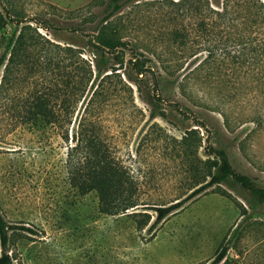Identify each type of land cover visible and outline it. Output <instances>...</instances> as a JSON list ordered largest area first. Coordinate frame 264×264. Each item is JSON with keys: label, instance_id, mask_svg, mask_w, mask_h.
<instances>
[{"label": "rangeland", "instance_id": "rangeland-1", "mask_svg": "<svg viewBox=\"0 0 264 264\" xmlns=\"http://www.w3.org/2000/svg\"><path fill=\"white\" fill-rule=\"evenodd\" d=\"M106 1L0 0L6 29L5 36L0 33V53L12 32L23 29L28 41L19 61L8 62L7 54L0 67V213L7 223L19 225L8 230L13 264H208L222 244L228 249L218 264H264V203L233 181L192 195L187 164L189 154L212 158L210 146H226L233 168L264 186V93L251 80L250 67L210 68L209 78L192 74L183 92L174 85L167 98L155 97L153 74L164 73L159 60L184 59L179 70L188 72L196 64H187L194 58L192 49L209 43L195 29L197 17L187 4L120 0L124 5L110 17L126 41L125 63L105 79L109 96L95 100L88 118L136 182L138 203L126 213L138 215L102 213L95 190L82 193L71 183L72 133L92 87L80 100L76 94L69 101L74 107L70 123L62 112L57 119L44 112L59 113L68 104L61 93L63 74L73 64H66L63 47L92 61L87 39H94ZM231 17L221 29L234 34ZM179 26L189 33L184 50L171 33ZM226 32L211 42L232 50L234 41ZM197 51L194 62L206 53ZM131 55L151 58L153 66L146 61L143 74H137L127 61ZM172 203L179 205L149 228L153 207ZM143 212L150 220L138 228L135 219Z\"/></svg>", "mask_w": 264, "mask_h": 264}, {"label": "trees", "instance_id": "trees-1", "mask_svg": "<svg viewBox=\"0 0 264 264\" xmlns=\"http://www.w3.org/2000/svg\"><path fill=\"white\" fill-rule=\"evenodd\" d=\"M214 2V5L218 8L212 7L209 0L173 1L177 6H182V4L188 5L186 8L197 17L195 29L198 30L200 36L206 37L209 43L204 48L197 45V47L192 49L194 58L187 64H196L188 72L183 73V71L179 70L185 61L184 59V61L178 58H162L159 60L160 67L164 73L156 71L154 72L156 74H153L152 77L153 90L159 94H155L157 99H161L163 96L167 98L174 85L183 92L190 85L192 74H199L205 78H209V74L212 73L210 68L219 72L221 67L227 65H233L234 67H238L239 65L249 66L252 76L251 80L264 93V0H214ZM123 5L124 2L120 0L106 1L107 9L95 26L96 34L94 35V39H87L93 54L92 61L82 56V51H77L71 46L63 47L66 52L65 60H68L66 64L68 66L73 64L74 66L64 71L65 74L63 75H66L65 77L62 75L64 90L61 93L64 95V99L68 101V104L59 113L56 111L51 113L49 111L47 113L44 112V115L46 117L49 115L50 119L59 118V114L62 112L63 118L67 119V123H70L74 107L69 104V101L76 94L77 100H80L82 96L84 97L87 88L92 87L91 94L77 122V127L72 133L74 144L70 147L72 154L70 152L69 158L71 159L72 157V160L68 163V168L71 183L82 193L95 190L98 195V210L108 214L126 213L127 209H133L138 203L135 195L136 182L132 175L126 167L113 157L108 145L100 135L96 123L91 118H88V113L90 115V108L95 100H105L109 96L110 87L105 82V79L110 78L112 74L116 73L118 68H123L125 63L123 47L126 45V41L122 39L121 28L112 25L110 19ZM230 15H233L231 18L236 19V22L232 23L235 29L234 34L227 33L221 29L223 23L230 20ZM17 21L15 20L14 22L17 23ZM27 26L29 27V25ZM5 32V25L0 15V33L5 36ZM224 32H226L224 35L234 41L232 50H229L225 44L217 46L211 42L217 36L219 37V35L222 37ZM171 33L173 41L177 43L178 47L182 50L187 48L189 33L185 26H179L173 29ZM24 34L25 31L22 29V32L20 31L18 35H15L14 32L8 35L5 47L0 53V67L4 63L7 54L9 56L8 62L10 63L20 60L18 57L19 50L28 42ZM29 37L31 40L35 39L33 35H29ZM237 46L238 48L236 49ZM197 50H202L206 53L199 61L194 62V60H197ZM108 54H111L112 58H114V64L109 62ZM131 56L127 58V61L132 63L137 74H143L147 66L146 61L150 62V65L147 66L148 68L153 66L151 65L153 64L151 63L153 60L149 57L146 60V57ZM28 58L30 60L32 56ZM49 59L50 57L47 58V60ZM31 63L35 65L32 59ZM54 64L57 66L58 63ZM108 70L110 72L106 73ZM202 70H205V72L201 73ZM124 73L130 78L129 73L125 69ZM117 75L119 74L117 73ZM96 78H99V80L94 82ZM147 98L148 102L153 103L151 98L148 96ZM67 137L68 131L66 129L65 138ZM189 147V143H186V148L189 149ZM209 148L210 151L208 153L212 154V158L201 159L196 152L191 155L189 154V159L187 158V164L189 165L193 181L192 187H194L191 194H197L212 185L219 186L221 182L233 181L247 188L253 200L264 203V186L259 185L246 173L236 171L233 168L227 147L210 146ZM221 191L223 192L222 189ZM178 205L179 203H172L154 206L153 209L156 213L153 221L149 224V228L162 220ZM138 213L131 211L126 214L136 216ZM142 215V218L135 219L138 228H143L150 220L149 213L143 212ZM13 228H19V225L7 223L0 213V244L2 247L0 264H13L7 253L8 230ZM20 228L26 227L21 226ZM227 249V245H220L216 255L208 264L220 263L224 259Z\"/></svg>", "mask_w": 264, "mask_h": 264}]
</instances>
